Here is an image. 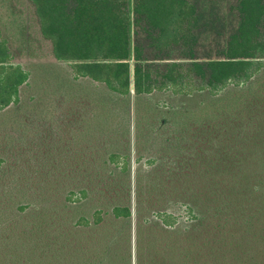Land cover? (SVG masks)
Listing matches in <instances>:
<instances>
[{
	"label": "trees",
	"instance_id": "trees-1",
	"mask_svg": "<svg viewBox=\"0 0 264 264\" xmlns=\"http://www.w3.org/2000/svg\"><path fill=\"white\" fill-rule=\"evenodd\" d=\"M27 1L68 102L0 122V264H264V0ZM6 31L0 119L35 79Z\"/></svg>",
	"mask_w": 264,
	"mask_h": 264
},
{
	"label": "rangeland",
	"instance_id": "rangeland-1",
	"mask_svg": "<svg viewBox=\"0 0 264 264\" xmlns=\"http://www.w3.org/2000/svg\"><path fill=\"white\" fill-rule=\"evenodd\" d=\"M131 5L132 0H130ZM0 25L8 30L7 33L12 35L14 51L18 52L19 45L22 48V51L18 52L19 56L14 61L20 62L26 68H32L35 73L32 86H25L22 89L24 104L22 112L13 108L0 119V122L3 123L4 127L11 129L12 126L17 127L19 120L27 119L28 116L33 117L32 113L36 112L35 108L38 106L44 107V113L47 114L61 110V102H68V99L62 96L68 88L64 85L65 72L59 74L58 70L53 69V64L57 61L51 55L47 42L41 38L32 6L27 0H0ZM23 29L33 37L30 44L27 43L26 46L23 44L21 37V30ZM27 46H31V48L28 49ZM60 64L65 67V64ZM87 89L90 95L95 94V89L92 87H87ZM31 96L39 97V101H29ZM151 99L162 106H179L184 102L180 97H174L170 93H156L152 95ZM195 102L196 100L188 101L190 105ZM169 211L178 218L179 224H187L190 220L187 208L183 205L173 204Z\"/></svg>",
	"mask_w": 264,
	"mask_h": 264
}]
</instances>
